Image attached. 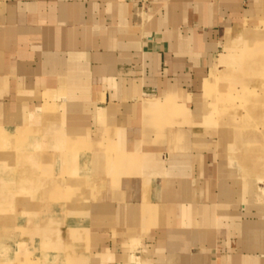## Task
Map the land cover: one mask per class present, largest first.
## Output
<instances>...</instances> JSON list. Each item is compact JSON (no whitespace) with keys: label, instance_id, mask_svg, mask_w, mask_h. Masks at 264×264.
Segmentation results:
<instances>
[{"label":"crops","instance_id":"0c3cea01","mask_svg":"<svg viewBox=\"0 0 264 264\" xmlns=\"http://www.w3.org/2000/svg\"><path fill=\"white\" fill-rule=\"evenodd\" d=\"M258 14L264 0H0V130L58 131L115 164L86 210L88 264H264V188L195 140L192 112L224 37Z\"/></svg>","mask_w":264,"mask_h":264},{"label":"rangeland","instance_id":"374dc122","mask_svg":"<svg viewBox=\"0 0 264 264\" xmlns=\"http://www.w3.org/2000/svg\"><path fill=\"white\" fill-rule=\"evenodd\" d=\"M231 55L238 56L236 66L233 60L224 63ZM250 57L259 65L251 67ZM260 63L264 14L229 30L192 98L195 140L209 143L231 172L254 188H264ZM210 78L215 85L205 92ZM42 124L51 123L45 117ZM65 141L58 131L0 130V264H88L86 210L107 184L113 187L120 180L107 176L115 168L112 161L78 159L81 149Z\"/></svg>","mask_w":264,"mask_h":264}]
</instances>
